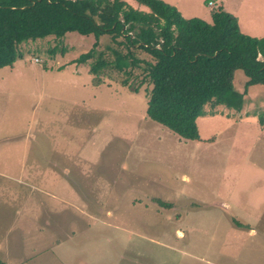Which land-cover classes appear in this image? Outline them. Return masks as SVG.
Segmentation results:
<instances>
[{
    "label": "rangeland",
    "instance_id": "1",
    "mask_svg": "<svg viewBox=\"0 0 264 264\" xmlns=\"http://www.w3.org/2000/svg\"><path fill=\"white\" fill-rule=\"evenodd\" d=\"M159 1L206 23L220 9L243 34L264 36V0ZM94 42L77 33L25 42L0 69V261L264 264V220L256 228L231 222L264 213V86L247 87L236 71L242 111L205 109L201 140H181L146 116L143 90L108 79L91 86L88 65L72 61ZM109 43L102 37L99 50ZM233 171L238 177L226 175ZM226 180L261 193L256 213L250 198L226 193Z\"/></svg>",
    "mask_w": 264,
    "mask_h": 264
},
{
    "label": "trees",
    "instance_id": "2",
    "mask_svg": "<svg viewBox=\"0 0 264 264\" xmlns=\"http://www.w3.org/2000/svg\"><path fill=\"white\" fill-rule=\"evenodd\" d=\"M134 1L149 12L121 0H0V69L21 57L25 42L93 36L92 48L72 61L88 65L91 86L108 79L133 94L143 90L146 116L186 141L201 140L196 121L204 114L242 111L236 71L247 87L264 86V36L243 34L233 15L218 9L206 23L159 0ZM104 36L110 43L100 51ZM258 124L263 130L262 116Z\"/></svg>",
    "mask_w": 264,
    "mask_h": 264
},
{
    "label": "crops",
    "instance_id": "3",
    "mask_svg": "<svg viewBox=\"0 0 264 264\" xmlns=\"http://www.w3.org/2000/svg\"><path fill=\"white\" fill-rule=\"evenodd\" d=\"M262 131H264V130H262ZM259 141H261L263 143L264 142V137H260L259 138ZM228 174H230L232 176H235V177L236 176L238 177V175H237V173L235 171H233V173L227 172L226 175H228ZM234 181H238L237 178H235ZM231 185H232V188H228ZM234 186H236V183L235 184L234 183H230L229 180H226L224 182L223 188L226 191V193L229 194V196H237L239 199H242V198H250L251 205H248L247 203L246 204L256 213L255 207L253 206V201L252 200H253V198L255 197L256 194L261 195V193L256 192V191L255 192H250V193L243 192L244 190H242V187L244 186V184H242L241 182L239 183V187H240L239 191L240 192L235 191L233 189ZM256 203L259 204V202H256ZM228 207L229 208H226L225 211H230V213H232L234 210L231 208L230 204H229ZM238 219H239V221H237V220L232 221L231 220V222L233 223V225L236 226L237 228H241L242 226H254L256 228V227L260 226L259 222H263V220H264V213H260L258 215V217H257V213H256V215L253 217V220H250V218H245V220L243 218H238ZM262 229L264 230V226H263ZM261 239L264 240V233L262 234Z\"/></svg>",
    "mask_w": 264,
    "mask_h": 264
},
{
    "label": "built area",
    "instance_id": "4",
    "mask_svg": "<svg viewBox=\"0 0 264 264\" xmlns=\"http://www.w3.org/2000/svg\"><path fill=\"white\" fill-rule=\"evenodd\" d=\"M209 4V3H208ZM209 5H211V7H213V5L210 3Z\"/></svg>",
    "mask_w": 264,
    "mask_h": 264
}]
</instances>
